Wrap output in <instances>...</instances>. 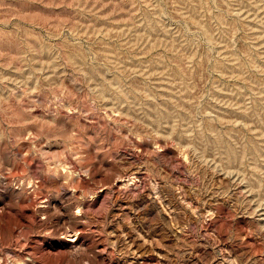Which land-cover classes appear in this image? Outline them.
<instances>
[{"label": "rangeland", "instance_id": "1", "mask_svg": "<svg viewBox=\"0 0 264 264\" xmlns=\"http://www.w3.org/2000/svg\"><path fill=\"white\" fill-rule=\"evenodd\" d=\"M0 264H264V0H0Z\"/></svg>", "mask_w": 264, "mask_h": 264}, {"label": "bare ground", "instance_id": "2", "mask_svg": "<svg viewBox=\"0 0 264 264\" xmlns=\"http://www.w3.org/2000/svg\"><path fill=\"white\" fill-rule=\"evenodd\" d=\"M74 241V240H73Z\"/></svg>", "mask_w": 264, "mask_h": 264}]
</instances>
